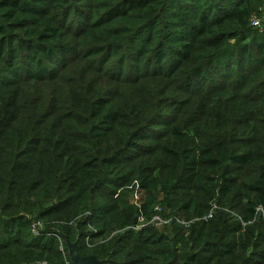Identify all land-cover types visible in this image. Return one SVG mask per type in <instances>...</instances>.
Returning <instances> with one entry per match:
<instances>
[{
  "label": "trees",
  "instance_id": "1",
  "mask_svg": "<svg viewBox=\"0 0 264 264\" xmlns=\"http://www.w3.org/2000/svg\"><path fill=\"white\" fill-rule=\"evenodd\" d=\"M254 17L264 0H0V264L63 263L44 218L107 264H264ZM157 205L199 220L132 228ZM89 223L115 239L88 247Z\"/></svg>",
  "mask_w": 264,
  "mask_h": 264
},
{
  "label": "built area",
  "instance_id": "2",
  "mask_svg": "<svg viewBox=\"0 0 264 264\" xmlns=\"http://www.w3.org/2000/svg\"><path fill=\"white\" fill-rule=\"evenodd\" d=\"M252 23L255 26H259L261 24V20L257 17H254L252 20ZM139 198H140V194H137L136 195L137 202H138ZM215 208H217L216 205H214V209ZM214 209L211 210V212L206 216V218L212 217ZM155 211H156L155 215L153 216V218L149 222H145L144 219H140L138 225L134 226V228L140 229V228H142L148 224L154 225L156 227H162V226L170 225L172 223H178L179 225H181L185 228H189L192 223L199 220L198 218H194L193 220L188 221V220L183 219L179 216H165L163 213L164 209L160 205L156 206ZM92 231L97 233V229H95V228H92ZM31 232L34 236H42V235L54 236L58 240L59 248L62 251L63 256H64V260H63L62 264H73V261L71 260L69 254H68V250L66 249L67 246H66L65 238L62 234H58L56 232L49 231L48 229H46L44 222L42 220H39V219L32 221ZM91 242H92V237H90L88 235L85 239V243L88 247H90ZM26 264H61V263H52L47 259H42V260H37L35 262L26 263Z\"/></svg>",
  "mask_w": 264,
  "mask_h": 264
},
{
  "label": "rangeland",
  "instance_id": "3",
  "mask_svg": "<svg viewBox=\"0 0 264 264\" xmlns=\"http://www.w3.org/2000/svg\"><path fill=\"white\" fill-rule=\"evenodd\" d=\"M261 25L263 26L264 25V17L261 19ZM137 195V194H136ZM134 202L137 204V199H136V197L134 198ZM211 204V203H210ZM210 210H211V208H210ZM210 210L208 211V212H210ZM164 213V212H163ZM185 218H187L188 220L189 219H193V218H197V217H191V212H189V211H185V212H183V213H181ZM206 214H208V213H206ZM28 217H30L31 219H35V217H33L31 214H26ZM165 216H167L166 214H164ZM182 216V217H183ZM207 216V215H206ZM206 216H205V218H206ZM84 216L83 215H79L76 219H74V220H72V223H70V224H72V226H78V224H79V222H81V220L82 219H84L83 218ZM181 217V218H182ZM185 218H183V219H185ZM186 219V220H187ZM39 220H42L43 222H44V224H45V226H46V224H47V227H49V228H53V229H55V230H57L58 228H59V226H70V225H68L67 223H66V220L65 219H52V218H44V219H39ZM104 225V221H102L101 223H100V226H103ZM138 225V224H137ZM137 225H135V226H137ZM79 226H80V224H79ZM87 235H89L90 237H92V242H91V246L90 247H101L103 244H105V243H110V242H112L115 238H114V236L116 235V233H112V234H109V232L108 233H106V234H103V235H100V233L98 232V227L95 225V224H93V223H89V226L87 225ZM92 228H95V229H97V233H95V232H93L92 231ZM132 228H134V226L132 227ZM160 228H162V229H165L164 231H167V232H169L170 231V227H169V225L167 226V227H164V226H162V227H160ZM81 229H82V226H81ZM135 229V228H134ZM141 229V228H140ZM168 229V230H167ZM84 242H85V239H84Z\"/></svg>",
  "mask_w": 264,
  "mask_h": 264
},
{
  "label": "water",
  "instance_id": "4",
  "mask_svg": "<svg viewBox=\"0 0 264 264\" xmlns=\"http://www.w3.org/2000/svg\"><path fill=\"white\" fill-rule=\"evenodd\" d=\"M64 238L68 254L73 261V264H107L105 260H101L95 255H81L78 251V243L71 241L66 235Z\"/></svg>",
  "mask_w": 264,
  "mask_h": 264
}]
</instances>
